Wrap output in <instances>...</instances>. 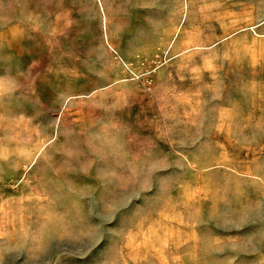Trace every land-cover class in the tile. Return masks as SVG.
I'll return each instance as SVG.
<instances>
[{
	"label": "rangeland",
	"instance_id": "rangeland-1",
	"mask_svg": "<svg viewBox=\"0 0 264 264\" xmlns=\"http://www.w3.org/2000/svg\"><path fill=\"white\" fill-rule=\"evenodd\" d=\"M0 264H264V0H0Z\"/></svg>",
	"mask_w": 264,
	"mask_h": 264
}]
</instances>
